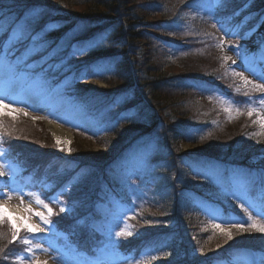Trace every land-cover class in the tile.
I'll return each instance as SVG.
<instances>
[{
    "label": "trees",
    "instance_id": "obj_1",
    "mask_svg": "<svg viewBox=\"0 0 264 264\" xmlns=\"http://www.w3.org/2000/svg\"><path fill=\"white\" fill-rule=\"evenodd\" d=\"M263 23L264 0H0V55L78 105L88 125L73 131L76 139L100 146L73 143L67 152L48 128L28 145L19 132L11 136L10 109L0 108L1 155L15 179L32 177L29 184L53 209V232L76 260L94 259L107 244L97 225L104 229L123 213L126 224L111 245L121 261L242 264L254 253L264 264V233L221 231L205 213L216 208L230 225H264V126L251 109L262 104L254 85L264 77L245 83L222 51L228 38L254 75L262 66L264 76L256 34ZM74 31L80 55L68 37L62 58L49 46L29 48L37 40H54V48ZM98 65L104 74H91ZM22 115L23 126L34 123ZM38 123L36 132L44 129ZM184 141L198 143L196 151L186 152ZM29 234L21 230L13 240L10 224L0 223V264H28L20 254Z\"/></svg>",
    "mask_w": 264,
    "mask_h": 264
},
{
    "label": "rangeland",
    "instance_id": "obj_2",
    "mask_svg": "<svg viewBox=\"0 0 264 264\" xmlns=\"http://www.w3.org/2000/svg\"><path fill=\"white\" fill-rule=\"evenodd\" d=\"M202 5H203L202 6L203 9H200L196 13L197 17L203 16L205 9L212 6L211 2L208 3L207 5L205 4ZM253 37L254 35H252L251 38ZM53 42L50 41L47 43V45L50 48H52L54 46ZM52 43L53 45H51ZM65 47L66 45L64 43L63 45L60 46V51L63 52L66 49ZM223 52L225 53V55H228L231 59H233L236 62L237 64V66L235 65L236 69L238 72H241L244 63L235 58V52H233V48L227 44L226 45L224 44ZM7 68L8 67L6 65L0 66V99H4L5 103L13 105L17 110L24 109L27 113H31L33 115L38 114V116L40 117L49 116L50 119L54 118L55 121L64 124V126L67 129L69 127L72 128L73 126L78 125L79 122H82L86 119L85 116L83 115V112L79 110L77 111L76 109L77 107L62 104L59 100L56 99V96H51V97L48 96L45 85L42 86L39 83L38 84L26 83L24 82L23 76H14L13 73L11 74L10 77L8 74H6ZM177 68L178 67H175V69ZM257 69L259 70V71L257 70V72H259V77H262L263 72L260 71L262 70V66L258 67ZM104 70H105L104 67L98 65L97 67H95L94 71L98 73V72H104ZM100 81L103 82L102 80ZM102 85H105V83H103ZM11 94L12 96L10 97L9 100H7L6 96L9 97ZM35 96L41 97L42 102L44 103V105H46V108L49 109L48 112L43 114L42 110L33 109L30 106L29 101L32 100V98H34ZM221 100L226 102V104L228 105H230L229 103H231L230 101L226 100L223 97H221ZM9 111L10 114L8 115L10 119L8 118V127H9V131L11 130L10 131L11 136H14L13 134H17L16 132H19L23 140L16 136L17 139H20V141L22 142L27 141L26 143L28 145L29 144L31 145L32 142L36 143L37 140H42L43 139L42 135L47 131V128L50 131L51 135H53L56 146H58L59 149L60 148L65 149L67 152L72 147L73 143H80V144L82 143L84 146H87L88 143L89 144L91 143L86 140L78 141V139H76V134H74L73 132V134H71L72 137L69 140L61 139V141H70V143L57 144L58 137H56V135L53 134L51 128L49 127V125H47L49 123L47 119L31 117L34 123L27 122L23 126V124L21 123L23 119L19 117V116L23 117L22 113H18V111L13 113L11 109ZM256 111L258 112L261 118L264 117V103L258 106L256 108ZM24 117L27 118L26 116ZM39 121L44 122L42 124L44 125V129L42 128L41 131L37 130L38 132H36L34 125L39 126L38 125ZM31 126H33L34 129H32ZM90 145L100 150V146H98L97 144L91 143ZM183 148L185 149L186 152H195L197 146H194L193 144L190 145L188 144L186 146L184 144ZM1 158L2 159H0V173H3V175H0V185L5 187L4 191H1L0 189V192L2 193V197L4 199L9 200L10 202L19 203L24 207L31 206L35 211L44 212L45 216H48L47 209L44 207V205L46 204L40 197L39 193L31 191V189L29 188H23L21 184L18 182L16 183L13 182L12 181L13 172H11L9 168H7V162L3 158V156ZM9 197L11 198L9 199ZM38 201L42 203H38ZM212 214L216 216L215 213ZM32 219L36 220V223H38V226L41 229V231L37 233L39 235H35L31 239V242L33 243V248L31 249V252L27 254V259L30 261V263L32 261H39L40 264H79L75 260L72 261V259L70 258V254H68L65 248L57 244L55 237L47 235V233L50 231L49 223L42 222V220L36 216H32L31 221ZM111 223H112L111 226L105 228V234L108 237L110 243L108 246L104 248H99L97 250L98 257L96 258H99V261H97L96 263L101 262L102 264H133L130 261H128V263L117 262L116 259L114 258L113 252L111 251V242H112L111 238L114 236L115 232L117 231L116 229L119 227L121 220L115 218V220H112Z\"/></svg>",
    "mask_w": 264,
    "mask_h": 264
},
{
    "label": "snow or ice",
    "instance_id": "obj_3",
    "mask_svg": "<svg viewBox=\"0 0 264 264\" xmlns=\"http://www.w3.org/2000/svg\"><path fill=\"white\" fill-rule=\"evenodd\" d=\"M0 27H2V25H0ZM13 71L14 70L11 68V66H9L7 68L6 74H8L11 77V74L13 73ZM91 74L95 75L98 73L93 71ZM238 75L243 77V73H238ZM244 80H245V83H252L251 81H248L246 77L244 78ZM254 87L257 88L260 92L264 93V84H255ZM261 103H264V100H261ZM0 108L11 109L13 113L17 111V109L13 105L6 104L4 99H0ZM249 115H252V113L250 112ZM260 123L262 126H264V117L260 119ZM61 143H70V141H61L58 139L57 144H61ZM128 163L136 164L138 167L143 165L142 161H135V160L130 161ZM0 175H3V173H0ZM10 198L11 197H9V199ZM38 203H42V202L38 201ZM44 207L47 209L48 216H51L53 214V209L47 205H44ZM63 210L64 209H61V211ZM25 212L28 213L27 216L22 214ZM32 216L39 217L44 223H49V220L45 216L44 212L35 211L31 206H27L21 209L17 214L13 215L12 210L8 207V205L0 203V223L7 221L10 224L13 230V240H16L19 237V233L21 230L27 231L30 234H37L41 231V229L39 228L37 224H34L31 222ZM249 219H251V217H249ZM232 226L237 227L241 229L242 231L246 230V228H255L258 232L264 233V225H259L255 222L249 223L247 220L244 223H233ZM215 227L217 229H220L221 231H224V229L221 228L220 224L215 225ZM118 235H123V233L121 232ZM227 235L229 238H231L230 231L227 232ZM24 243L29 244L30 241L25 240ZM29 251H31V249H29ZM31 264H40V262L32 261Z\"/></svg>",
    "mask_w": 264,
    "mask_h": 264
},
{
    "label": "bare ground",
    "instance_id": "obj_4",
    "mask_svg": "<svg viewBox=\"0 0 264 264\" xmlns=\"http://www.w3.org/2000/svg\"><path fill=\"white\" fill-rule=\"evenodd\" d=\"M7 94H9V93H7ZM29 102H30L29 103L30 106H32L33 108L36 107L37 109L42 110L43 113H45L49 110L46 108V106L42 102L41 97L35 96ZM47 125H49V127L52 129L53 134L56 135V137H58L59 140H61V139L69 140L72 137L71 133L63 128L62 124L57 123L55 125H53V124H51V125L47 124ZM0 203L8 205V207L12 210L13 215L17 214L21 209L25 208L21 204L10 202L7 199H3L1 196H0ZM22 214L27 216L26 212L22 213ZM31 222L38 225V223H36L35 219H32Z\"/></svg>",
    "mask_w": 264,
    "mask_h": 264
},
{
    "label": "water",
    "instance_id": "obj_5",
    "mask_svg": "<svg viewBox=\"0 0 264 264\" xmlns=\"http://www.w3.org/2000/svg\"><path fill=\"white\" fill-rule=\"evenodd\" d=\"M49 124V123H48ZM51 125V124H50ZM52 130V129H51Z\"/></svg>",
    "mask_w": 264,
    "mask_h": 264
}]
</instances>
